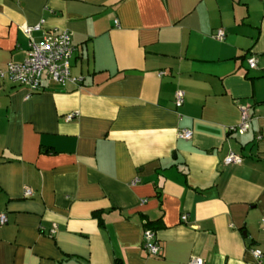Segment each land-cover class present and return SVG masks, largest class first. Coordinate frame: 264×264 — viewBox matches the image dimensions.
<instances>
[{
  "label": "crops",
  "instance_id": "crops-1",
  "mask_svg": "<svg viewBox=\"0 0 264 264\" xmlns=\"http://www.w3.org/2000/svg\"><path fill=\"white\" fill-rule=\"evenodd\" d=\"M53 30L71 34L79 85L43 77L29 94L0 79V264H257L264 2L0 0V69ZM241 106L243 135L228 131ZM230 152L240 165L223 164Z\"/></svg>",
  "mask_w": 264,
  "mask_h": 264
},
{
  "label": "built area",
  "instance_id": "built-area-1",
  "mask_svg": "<svg viewBox=\"0 0 264 264\" xmlns=\"http://www.w3.org/2000/svg\"><path fill=\"white\" fill-rule=\"evenodd\" d=\"M264 2V0H260ZM40 27L33 28L23 27L25 35L29 36L31 31H37ZM212 38L216 41H223L225 38L224 32L219 29L214 32ZM74 47L72 45L71 34L67 31L53 30L45 34L40 43H35L29 40L28 49L25 58L21 63H10L6 70L0 69V79L6 78L11 84L19 87H24L29 94L36 93L41 90L42 78L45 77L51 82L64 86L66 83H74L79 85L81 78H73L71 76V58L73 56ZM249 69L256 68L257 61L254 57L246 60ZM184 103V92L178 90L174 94V106L180 108ZM72 116H68L66 120H70ZM251 116L248 106L240 107V123L229 128V132H235L243 135L249 129ZM179 139L189 140L192 136L191 131L181 130L178 132ZM243 159L235 153H228L224 159V165H240ZM32 195L30 189L24 190V196ZM186 216H181V220L185 221ZM7 222L5 214H0V226ZM260 228L264 231V218L260 222ZM52 229L50 233H54ZM143 250L148 256L157 257L161 253V249L155 240L153 230L145 228L143 230ZM257 264H262L264 254L259 249L251 251ZM189 264H203L200 258H191Z\"/></svg>",
  "mask_w": 264,
  "mask_h": 264
},
{
  "label": "trees",
  "instance_id": "trees-1",
  "mask_svg": "<svg viewBox=\"0 0 264 264\" xmlns=\"http://www.w3.org/2000/svg\"><path fill=\"white\" fill-rule=\"evenodd\" d=\"M145 227H146L147 229H150V230L153 229L152 224H150V223H147ZM114 264H119V263H118L117 261H115Z\"/></svg>",
  "mask_w": 264,
  "mask_h": 264
}]
</instances>
